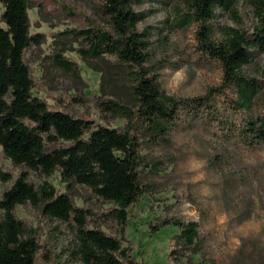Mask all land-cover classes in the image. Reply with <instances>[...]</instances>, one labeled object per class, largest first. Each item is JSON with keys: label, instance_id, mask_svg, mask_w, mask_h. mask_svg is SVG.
Here are the masks:
<instances>
[{"label": "trees", "instance_id": "1", "mask_svg": "<svg viewBox=\"0 0 264 264\" xmlns=\"http://www.w3.org/2000/svg\"><path fill=\"white\" fill-rule=\"evenodd\" d=\"M89 1L102 27L84 19L83 28L58 35L77 44L76 52L82 60L107 56L116 61L119 86L127 90L128 99L125 103L103 101L100 106L111 118L126 120L121 131L53 110L45 100L32 95L35 81L24 55L31 47L43 44L44 36L29 34L27 0H0V149L3 157L19 169L11 186L0 192V264H36L39 247L34 232L15 215V208L26 204L72 230L80 264H140L121 243L127 209L141 194L137 135L154 144L164 141L166 123L175 118L181 105L198 109L199 118L214 125L223 150L264 144V83L243 72L253 54L264 53V0H174L176 20L172 29L184 30L197 23V47L216 60L221 71L218 86L190 98L166 95L156 76L149 75L145 64L150 43L147 33L136 28L143 18L131 7L136 0ZM239 3L250 9L252 29L224 27L221 39L213 40L210 21L215 11L227 12L239 26ZM33 4L40 13L43 11L36 0ZM62 10L66 19H75L66 7ZM52 63L80 81L75 63L61 54L54 55ZM226 89H232L234 95L229 108L244 115L240 123L226 117V105L220 112L223 107H218L216 98ZM55 172L66 185V193L57 194L47 182L34 185L28 181L30 173L49 178ZM12 178L11 173L0 169V184ZM77 186L111 207L99 214L76 207L70 193ZM94 217L113 225L119 237L105 234L99 225L89 227ZM165 225L178 229L175 239L180 250L195 253L196 223L170 219L160 224ZM169 255L179 264L177 251Z\"/></svg>", "mask_w": 264, "mask_h": 264}, {"label": "rangeland", "instance_id": "2", "mask_svg": "<svg viewBox=\"0 0 264 264\" xmlns=\"http://www.w3.org/2000/svg\"><path fill=\"white\" fill-rule=\"evenodd\" d=\"M27 0L29 34H41L44 43L31 47L24 55L35 81L32 95L45 100L53 110L64 111L74 118L93 121L96 125L121 131L126 120L111 118L101 109L103 101L125 103L127 90L119 86L120 72L112 57L82 60L77 44L58 35L65 30L80 29L90 21L102 27L89 0H36L41 13ZM174 0H136L132 9L142 14L138 32H145L150 43L149 75H155L161 90L176 98L201 96L221 82L220 65L197 47V23L187 29H172L175 23ZM75 14L66 19L63 8ZM3 8L0 5V14ZM241 25L229 14L216 10L210 21L212 39L219 41L224 27L251 30L254 24L249 7L239 3ZM55 40H63L57 41ZM61 54L75 63L80 81L54 66L52 57ZM243 72L264 83V53H255ZM233 90L217 96L218 107L227 106L226 117L235 123L244 118L229 108ZM198 109L181 105L175 118L166 123L168 134L158 144L146 141L138 133L140 167L137 170L141 194L127 209L122 245L140 264H176L169 255L177 251L179 264H264V144L252 148L222 149L216 129L207 119L199 118ZM203 119V120H202ZM217 135H219L217 133ZM0 169L12 174V180L0 184L8 189L19 169L3 157ZM34 185L47 182L57 194L66 193L58 172L49 178L29 174ZM76 207L102 213L111 206L101 204L83 187L71 191ZM16 217L34 232L38 243L36 264H80L75 254L72 230L65 224L44 217L29 204L15 208ZM194 222L197 238L194 254L180 250L175 239L178 229L165 220ZM89 227L100 226L107 235L119 237L109 223L95 217Z\"/></svg>", "mask_w": 264, "mask_h": 264}]
</instances>
